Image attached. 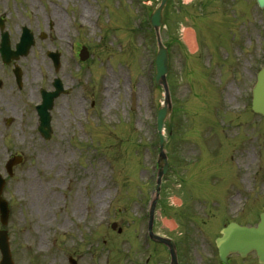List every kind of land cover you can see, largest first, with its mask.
<instances>
[{
    "label": "rangeland",
    "instance_id": "1",
    "mask_svg": "<svg viewBox=\"0 0 264 264\" xmlns=\"http://www.w3.org/2000/svg\"><path fill=\"white\" fill-rule=\"evenodd\" d=\"M158 1L0 0L13 41L15 24L36 36L16 62L21 90L0 60V174L9 207L0 230L14 264H168L164 247L144 242L163 103L147 25ZM165 11L170 169L153 232L177 241L180 264H217L214 243L225 223L253 225L264 211V118L247 110L264 61V10L254 0H169ZM40 32L49 37L39 39ZM82 46L89 55L83 63L74 58ZM54 51L58 71L46 55ZM54 78L68 92L55 99L52 135L43 140L34 105ZM14 155L23 162L8 177L4 165Z\"/></svg>",
    "mask_w": 264,
    "mask_h": 264
},
{
    "label": "water",
    "instance_id": "2",
    "mask_svg": "<svg viewBox=\"0 0 264 264\" xmlns=\"http://www.w3.org/2000/svg\"><path fill=\"white\" fill-rule=\"evenodd\" d=\"M167 0H160L158 7L154 10L150 17V25L154 29L157 39V54L155 59V75L154 83L157 86H162L165 93L164 105L159 109L157 113V131L159 136V148L160 155L158 158V172L156 180V199L153 202L151 211H150V237L151 239L160 242L166 245L169 248L171 256V264H177L176 251L173 241L161 237L154 236L151 232V224L153 217V209L155 202L158 199L160 183L162 176L167 172V158L164 153V140L161 134V129L164 120L167 118L171 111L169 91L166 82V75L168 73V52L167 49L163 46L160 35L159 28L162 24V11L166 4ZM260 8H264V0H256ZM28 39H23V42L20 46H17L15 52H10L6 48V41L2 43V51H4V61L9 62L10 59H16L19 55H25L32 45L31 37ZM10 55V57H9ZM55 65L57 64V58L51 56ZM87 58V53L84 52L81 55V59L85 60ZM59 89V88H58ZM59 92L50 94H44V102L42 106L39 107V117H40V126L39 130L48 138L49 130V117L47 114V109L50 108V101L52 98L56 97ZM252 111L254 113L264 115V65L263 68L257 75V84L253 90V99H252ZM20 162L19 158H13L7 164V170L11 175V167L14 164ZM4 185V181L0 177V194ZM0 208H1V223L5 225L7 223L9 211L7 204L0 197ZM112 228H115V225H112ZM222 237L216 240V245L219 251V257L222 263H226V257L230 253H239L245 255L250 251H255L258 255L259 261L264 262V214L260 217V223L256 228H246L239 227L235 224L228 225L225 229L221 231ZM0 252H1V261L0 264H13L11 259V254L8 245V237L5 231H0Z\"/></svg>",
    "mask_w": 264,
    "mask_h": 264
},
{
    "label": "bare ground",
    "instance_id": "3",
    "mask_svg": "<svg viewBox=\"0 0 264 264\" xmlns=\"http://www.w3.org/2000/svg\"><path fill=\"white\" fill-rule=\"evenodd\" d=\"M185 41L187 43V45L189 46L190 49H196V46H195V37L193 35V33L191 31H186L185 32ZM247 152V151H246ZM254 156V154H252V157ZM247 157H249V155H247ZM244 179H245V176L243 178V182H244ZM235 201H239V197L236 196L233 198ZM170 226H173V223L170 222ZM174 227V226H173Z\"/></svg>",
    "mask_w": 264,
    "mask_h": 264
},
{
    "label": "flooded vegetation",
    "instance_id": "4",
    "mask_svg": "<svg viewBox=\"0 0 264 264\" xmlns=\"http://www.w3.org/2000/svg\"><path fill=\"white\" fill-rule=\"evenodd\" d=\"M0 23L2 24V26H3V31H6V32H8V34H9V31H7L6 29H5V20H4V18L3 17H1L0 16ZM1 32V31H0ZM254 257H255V255H253ZM255 259H256V257H255ZM238 260H240V259H238ZM228 264H246V263H242L241 261H234V262H231L229 259H228Z\"/></svg>",
    "mask_w": 264,
    "mask_h": 264
}]
</instances>
